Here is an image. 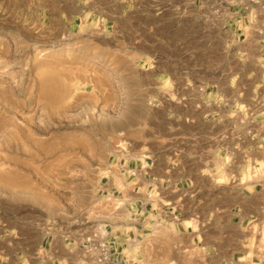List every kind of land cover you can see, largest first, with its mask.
Here are the masks:
<instances>
[{"label":"rangeland","instance_id":"rangeland-1","mask_svg":"<svg viewBox=\"0 0 264 264\" xmlns=\"http://www.w3.org/2000/svg\"><path fill=\"white\" fill-rule=\"evenodd\" d=\"M145 152L259 200L234 264H264V0H0V264L85 241Z\"/></svg>","mask_w":264,"mask_h":264},{"label":"crops","instance_id":"crops-1","mask_svg":"<svg viewBox=\"0 0 264 264\" xmlns=\"http://www.w3.org/2000/svg\"><path fill=\"white\" fill-rule=\"evenodd\" d=\"M164 157L157 161L145 152L111 166L100 190L103 196L120 195L103 225L114 244L113 259L123 264L237 263L249 246L247 228L260 216V201L229 198L221 168L193 166L190 155ZM121 175L122 187L117 183ZM41 251L45 264L87 262L83 242L75 246L68 237H52Z\"/></svg>","mask_w":264,"mask_h":264},{"label":"built area","instance_id":"built-area-1","mask_svg":"<svg viewBox=\"0 0 264 264\" xmlns=\"http://www.w3.org/2000/svg\"><path fill=\"white\" fill-rule=\"evenodd\" d=\"M89 236L83 241L84 250L87 254L86 264H123L113 259V243L110 233L103 225H97Z\"/></svg>","mask_w":264,"mask_h":264}]
</instances>
